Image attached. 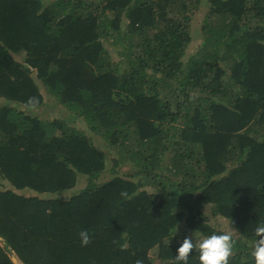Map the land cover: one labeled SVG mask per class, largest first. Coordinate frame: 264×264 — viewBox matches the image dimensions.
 Here are the masks:
<instances>
[{
  "label": "trees",
  "instance_id": "16d2710c",
  "mask_svg": "<svg viewBox=\"0 0 264 264\" xmlns=\"http://www.w3.org/2000/svg\"><path fill=\"white\" fill-rule=\"evenodd\" d=\"M207 1L184 63L201 0H0V264H175L217 216L255 264L264 0Z\"/></svg>",
  "mask_w": 264,
  "mask_h": 264
},
{
  "label": "clouds",
  "instance_id": "9594fccd",
  "mask_svg": "<svg viewBox=\"0 0 264 264\" xmlns=\"http://www.w3.org/2000/svg\"><path fill=\"white\" fill-rule=\"evenodd\" d=\"M254 231L259 237L255 241L252 253L254 262L255 264H264V222L258 223ZM78 236L81 245H87L91 241L87 230H81ZM197 251L200 264H229V257L234 252L232 234L230 232H214L198 238H194L192 234L187 235L176 249L173 260L175 264H189L190 254ZM137 264H142V262L138 261Z\"/></svg>",
  "mask_w": 264,
  "mask_h": 264
},
{
  "label": "rangeland",
  "instance_id": "374dc122",
  "mask_svg": "<svg viewBox=\"0 0 264 264\" xmlns=\"http://www.w3.org/2000/svg\"><path fill=\"white\" fill-rule=\"evenodd\" d=\"M46 4V3H45ZM209 11V5H208V1L207 0H201V3H200V6H199V9L198 11H196L192 17V36H193V39L192 41L189 43L187 49H186V53H185V56H183L182 58V61L184 63L188 62L189 59L193 58L194 56H196V54L198 53L199 51V48H200V45L202 44V38H201V23L206 15V13ZM109 52H110V55L112 56V58L114 59V61H119V57L117 56V54L115 53V50L113 47L109 46ZM16 58V57H15ZM23 57H18V60H21L22 61ZM38 86L41 88V92L43 93V96L46 100V104H49L51 105L53 102L50 101V99H48V95H47V92L44 90V87L41 83H39L38 81H36ZM38 110H41V111H30V109H27V112H31L34 113V114H38V115H45V114H48V115H51V116H56L58 114H60V117L64 118V115L67 114V112H59L56 108H48L47 106L45 108H40ZM68 116V115H67ZM69 125H71V123H68ZM76 126H81V124L79 122H76ZM96 142L101 144L102 146H105L106 143L105 141L100 137H96ZM105 155H106V169H105V172L104 174H107L110 172V168L112 167L113 165V162H112V159L116 158V150H114L113 148H108V146L106 145L105 147ZM128 169V166L125 165L123 168H122V171H127ZM107 175H104V177H106ZM7 185V184H6ZM79 187L77 188H81L83 183L79 182ZM148 190H152L151 187H147ZM209 207L207 208H204V212L208 213L209 212ZM208 216H210L208 214ZM209 224L216 228V229H220L224 232H230L233 236H237L235 234V232L233 230H231L229 228V225H228V221L224 218H221V216H217V217H210V221H209ZM189 235V234H188ZM195 238V237H194ZM0 245L3 246L2 244V240L0 239ZM13 258L16 259V263L14 264H20L17 260V258L14 256Z\"/></svg>",
  "mask_w": 264,
  "mask_h": 264
},
{
  "label": "water",
  "instance_id": "95a60500",
  "mask_svg": "<svg viewBox=\"0 0 264 264\" xmlns=\"http://www.w3.org/2000/svg\"><path fill=\"white\" fill-rule=\"evenodd\" d=\"M12 261H13V263H16V259L15 258H12Z\"/></svg>",
  "mask_w": 264,
  "mask_h": 264
}]
</instances>
